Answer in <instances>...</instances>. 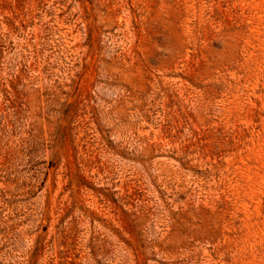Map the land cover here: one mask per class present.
<instances>
[{
  "label": "rangeland",
  "instance_id": "374dc122",
  "mask_svg": "<svg viewBox=\"0 0 264 264\" xmlns=\"http://www.w3.org/2000/svg\"><path fill=\"white\" fill-rule=\"evenodd\" d=\"M0 264H264V0H0Z\"/></svg>",
  "mask_w": 264,
  "mask_h": 264
}]
</instances>
